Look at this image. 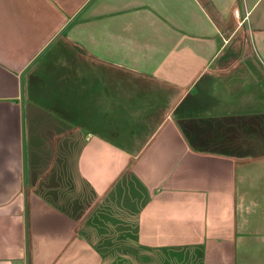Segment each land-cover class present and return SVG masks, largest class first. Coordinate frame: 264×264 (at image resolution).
<instances>
[{
    "label": "crops",
    "instance_id": "0c3cea01",
    "mask_svg": "<svg viewBox=\"0 0 264 264\" xmlns=\"http://www.w3.org/2000/svg\"><path fill=\"white\" fill-rule=\"evenodd\" d=\"M0 264H264V0H0Z\"/></svg>",
    "mask_w": 264,
    "mask_h": 264
},
{
    "label": "trees",
    "instance_id": "16d2710c",
    "mask_svg": "<svg viewBox=\"0 0 264 264\" xmlns=\"http://www.w3.org/2000/svg\"><path fill=\"white\" fill-rule=\"evenodd\" d=\"M227 55H228V51L222 53V54L216 59V61H217V62H221V60H223V58H224L225 56L227 57ZM226 57H225V58H226Z\"/></svg>",
    "mask_w": 264,
    "mask_h": 264
},
{
    "label": "built area",
    "instance_id": "2783aa9c",
    "mask_svg": "<svg viewBox=\"0 0 264 264\" xmlns=\"http://www.w3.org/2000/svg\"><path fill=\"white\" fill-rule=\"evenodd\" d=\"M233 13H234L235 16L239 17V13H238V9L237 8L234 9Z\"/></svg>",
    "mask_w": 264,
    "mask_h": 264
},
{
    "label": "rangeland",
    "instance_id": "374dc122",
    "mask_svg": "<svg viewBox=\"0 0 264 264\" xmlns=\"http://www.w3.org/2000/svg\"><path fill=\"white\" fill-rule=\"evenodd\" d=\"M238 21V20H237Z\"/></svg>",
    "mask_w": 264,
    "mask_h": 264
}]
</instances>
